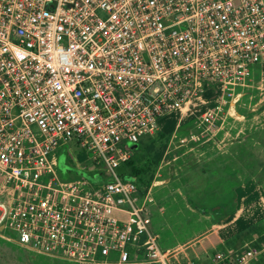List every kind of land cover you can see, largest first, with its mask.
Listing matches in <instances>:
<instances>
[{"label": "built area", "instance_id": "1", "mask_svg": "<svg viewBox=\"0 0 264 264\" xmlns=\"http://www.w3.org/2000/svg\"><path fill=\"white\" fill-rule=\"evenodd\" d=\"M258 65L263 0H0V233L81 264H192L170 262L149 226V186L120 174L128 143L172 110L173 128L189 120L179 144L213 138L260 88ZM198 80L215 87L211 106ZM69 141L109 179L59 177L54 153ZM262 250L264 237L207 264Z\"/></svg>", "mask_w": 264, "mask_h": 264}, {"label": "rangeland", "instance_id": "2", "mask_svg": "<svg viewBox=\"0 0 264 264\" xmlns=\"http://www.w3.org/2000/svg\"><path fill=\"white\" fill-rule=\"evenodd\" d=\"M250 72L260 88L246 90L241 97L243 105H236L233 108L234 118H227V122L222 128L217 129L212 139H203L205 138L203 137L181 145L177 141V131L188 127L189 120L182 118L178 129L173 128L179 115L176 110L167 112L159 119L158 125L161 131L171 134L153 170V174L155 170L157 174L151 178L146 187L149 186L150 197V202L147 203L149 226L158 233L157 242L160 247L170 248L178 242L192 238L211 220L192 208L185 200L180 185L188 183L192 188L199 187V175L188 170L186 165L189 159H195L199 153L218 155L216 143L220 147V156L236 169L235 172L242 181L243 202L240 205L241 212L236 219L238 225H235L240 227V232L229 244H234L233 248L239 249L241 246L239 248L238 246L252 234V236L256 234L255 239H252L254 243L264 237V230L260 235L257 233L259 227L264 228V68H252ZM198 83L204 97L208 96L210 89L206 83L203 80H198ZM214 101L215 98L204 100L200 106H211ZM235 111L239 115H236ZM128 145L134 149L136 147L135 143ZM54 154V169L61 178L80 177L85 179L88 185L109 179L101 165L90 159V152L75 145L73 141L65 142ZM138 182L142 188L143 185ZM234 212L235 210L228 217L231 218ZM259 219L263 220L257 224L256 221ZM0 248H4L1 250L0 264H24L23 261L19 262L9 255L12 252L7 245L2 244ZM36 258V261L26 264H44V259L48 260L49 264L67 261L50 257L47 259L40 255Z\"/></svg>", "mask_w": 264, "mask_h": 264}, {"label": "crops", "instance_id": "3", "mask_svg": "<svg viewBox=\"0 0 264 264\" xmlns=\"http://www.w3.org/2000/svg\"><path fill=\"white\" fill-rule=\"evenodd\" d=\"M258 68V67H257ZM236 115H239L237 111H235ZM183 129H178L177 131V135H179L182 132ZM212 139V138H211ZM218 143H216V147L218 149V155H203L200 154L194 159L191 158L189 159V161H200L202 160V162H207V161H224L225 163H227V165L229 166V168L231 169V171L236 175V177L238 178L239 182H240V194L238 196V202L236 205L235 210V214H233V216L231 218H229L228 216L224 219H220L223 216H221L220 218H216L218 220H214L209 218L210 221H208L204 228L200 231H198L192 238H188L186 240H184V242H178L176 244H174L173 246H171L170 248H163L160 247L161 250L163 251H167L168 253V257L170 262L175 263V262H181L185 259H188L192 264H207L208 263V257L210 256V254L213 251H224L225 249H237V247L233 248V245H230L231 241L235 239V237L238 235V232H240V227H235V225H238L237 222V216L238 213L241 212L240 211V205L243 202L242 200V181L240 180L238 174L235 172L236 169L230 164L228 163L225 159H223L219 152H220V147L219 145H217ZM215 145V144H214ZM174 159V158H172ZM187 168V167H186ZM235 169V170H234ZM196 173V172H194ZM157 174L156 170L153 174V176H155ZM152 176V177H153ZM184 186H188L190 187V189L193 190V188L188 184L185 183L183 185ZM182 187V189H183ZM183 193V191H182ZM186 200V199H185ZM207 217V216H206ZM264 219V218H263ZM262 219V220H263ZM261 219H259L257 222V224H259L261 221ZM264 230V228H260L258 229L257 233L258 235H260L261 231ZM251 235V234H250ZM253 235V234H252ZM249 236L247 240L243 241L239 246H242L243 243L250 241V240H254L255 239V235L254 236ZM238 239V238H237ZM230 243V244H229ZM5 244L7 245L10 249L12 254L10 253L9 255L12 256L14 259H18L19 262L23 261L24 264H26L27 262L30 263L32 261H36V256L40 255L43 256L45 258H49V256L44 255V254H39V253H35L32 252L28 249H25L21 246H19L17 243H15L14 241L8 239L7 237H5L4 239V235H2L0 233V245ZM186 248H188V250H185ZM4 250V248H0V254H2V251ZM50 258H55V257H50ZM55 259H62V258H55ZM63 260H67V259H63ZM14 261V260H13ZM39 261V259H38ZM40 263V262H39ZM44 264H49L48 260H43ZM81 264V263H77L75 261H71V260H67V261H63L60 263H55V264ZM245 264H264V250H262L259 254V256L254 259L251 260Z\"/></svg>", "mask_w": 264, "mask_h": 264}, {"label": "flooded vegetation", "instance_id": "4", "mask_svg": "<svg viewBox=\"0 0 264 264\" xmlns=\"http://www.w3.org/2000/svg\"><path fill=\"white\" fill-rule=\"evenodd\" d=\"M200 161H188L186 167L188 170L196 172L199 175L200 184L198 188H193L191 199L183 193L186 201L190 203L193 209L203 213L210 219L220 218L224 215V208L227 201L230 200L233 193L234 181L227 170L222 169L221 163L217 161H207L201 164ZM203 172L209 174V183L204 192H201L203 186ZM185 183L180 185L182 187ZM224 198V199H222ZM227 198V199H225Z\"/></svg>", "mask_w": 264, "mask_h": 264}, {"label": "trees", "instance_id": "5", "mask_svg": "<svg viewBox=\"0 0 264 264\" xmlns=\"http://www.w3.org/2000/svg\"><path fill=\"white\" fill-rule=\"evenodd\" d=\"M238 124L237 122H235ZM170 132L157 131L146 137L140 143H136L131 154L122 165V176L134 179L138 190L143 192L153 176V170L160 158L162 148L170 136ZM140 184L143 185L141 188Z\"/></svg>", "mask_w": 264, "mask_h": 264}, {"label": "water", "instance_id": "6", "mask_svg": "<svg viewBox=\"0 0 264 264\" xmlns=\"http://www.w3.org/2000/svg\"><path fill=\"white\" fill-rule=\"evenodd\" d=\"M257 67L258 68H264V65H258ZM207 85H208L209 89L211 90V93L208 96L204 97L205 100L213 98L215 96V91H216V89L212 83L207 82ZM204 163H206V162H202L201 164H204ZM217 163H221L222 169L227 170L230 173V176L232 177L234 184H235L233 187V190H232L233 195L230 198V200L227 201V203L225 205V208L223 211L224 216L222 218H220V219H224L236 208V205L238 202V196L240 194V182H239L238 178L236 177V175L231 171V169L229 168L227 163H225L224 161H218ZM120 174H122V172H120ZM203 180H204V183H203V186L201 188V192H204L206 190L207 185L210 181L209 180V174H207L206 172H203ZM182 191H183V193H185L187 195V197L189 199H191V197L193 196L194 191L192 189H190V187H188V186H184ZM222 199H224V198H222ZM225 199H227V198H225ZM214 220H218V219L214 218Z\"/></svg>", "mask_w": 264, "mask_h": 264}]
</instances>
